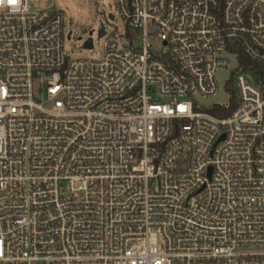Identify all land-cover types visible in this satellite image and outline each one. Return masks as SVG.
<instances>
[{
	"label": "built area",
	"instance_id": "obj_1",
	"mask_svg": "<svg viewBox=\"0 0 264 264\" xmlns=\"http://www.w3.org/2000/svg\"><path fill=\"white\" fill-rule=\"evenodd\" d=\"M114 6L0 0V264H264V0Z\"/></svg>",
	"mask_w": 264,
	"mask_h": 264
},
{
	"label": "rangeland",
	"instance_id": "obj_2",
	"mask_svg": "<svg viewBox=\"0 0 264 264\" xmlns=\"http://www.w3.org/2000/svg\"><path fill=\"white\" fill-rule=\"evenodd\" d=\"M32 9L62 10L66 14L65 37L66 51L73 57L99 58L104 53L105 39L99 36L101 23L104 21L102 11L107 15H116L114 22L107 24V30L115 31L117 35L125 32V22L117 15L114 0H28ZM99 5V9H98ZM117 28V30H116ZM94 48L88 50L84 48V43L90 37ZM70 34V38L68 35ZM155 46H160L158 39H151ZM255 78L258 77L254 73Z\"/></svg>",
	"mask_w": 264,
	"mask_h": 264
},
{
	"label": "water",
	"instance_id": "obj_3",
	"mask_svg": "<svg viewBox=\"0 0 264 264\" xmlns=\"http://www.w3.org/2000/svg\"><path fill=\"white\" fill-rule=\"evenodd\" d=\"M110 18H113V15H110ZM92 34H93V30H91L90 32V37L88 38V40H86V42L84 43V48H92L93 47V38H92ZM103 35H105V28H104V23H101L100 29H99V36L102 37ZM232 60H233V65L235 66L237 64V60L235 56H231ZM224 81V77L221 78V84ZM227 97V94L225 92H221L215 99H210V100H205L203 98H201L200 96H197L198 100L200 102H202L203 104H211L213 101L215 100H225Z\"/></svg>",
	"mask_w": 264,
	"mask_h": 264
},
{
	"label": "trees",
	"instance_id": "obj_4",
	"mask_svg": "<svg viewBox=\"0 0 264 264\" xmlns=\"http://www.w3.org/2000/svg\"><path fill=\"white\" fill-rule=\"evenodd\" d=\"M256 69L260 70L262 72V71H264V66L256 64Z\"/></svg>",
	"mask_w": 264,
	"mask_h": 264
},
{
	"label": "snow or ice",
	"instance_id": "obj_5",
	"mask_svg": "<svg viewBox=\"0 0 264 264\" xmlns=\"http://www.w3.org/2000/svg\"><path fill=\"white\" fill-rule=\"evenodd\" d=\"M10 3H15V0H9Z\"/></svg>",
	"mask_w": 264,
	"mask_h": 264
}]
</instances>
